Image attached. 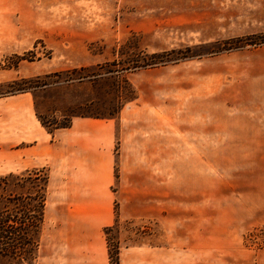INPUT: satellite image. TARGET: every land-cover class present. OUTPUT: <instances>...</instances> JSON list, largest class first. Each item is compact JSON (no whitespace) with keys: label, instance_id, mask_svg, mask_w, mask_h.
Masks as SVG:
<instances>
[{"label":"rangeland","instance_id":"374dc122","mask_svg":"<svg viewBox=\"0 0 264 264\" xmlns=\"http://www.w3.org/2000/svg\"><path fill=\"white\" fill-rule=\"evenodd\" d=\"M261 33L264 0H0V175L48 177L35 264H114L108 236L119 264H264V44L223 43ZM74 117L108 123L101 176L40 122Z\"/></svg>","mask_w":264,"mask_h":264},{"label":"trees","instance_id":"16d2710c","mask_svg":"<svg viewBox=\"0 0 264 264\" xmlns=\"http://www.w3.org/2000/svg\"><path fill=\"white\" fill-rule=\"evenodd\" d=\"M224 49H239L245 44L259 46L264 44V33L257 36H244L227 40ZM191 48H172L160 52L145 54L142 62L135 60L134 67H154L168 63H176L193 57L189 54ZM41 124L49 132L69 127L67 123H57L55 120L52 127L46 125L43 120ZM39 170H27V176L18 178L13 173L0 175V257L9 260L8 264H35L37 252L40 246L41 229L44 222V209L46 202V183L48 177H41ZM27 184H29L27 186ZM22 188L23 192H17L13 187ZM117 218L115 219V223ZM112 226L104 228L106 237ZM110 257H114V264H119L118 246L111 244V238H107ZM112 245V250L111 246Z\"/></svg>","mask_w":264,"mask_h":264},{"label":"crops","instance_id":"0c3cea01","mask_svg":"<svg viewBox=\"0 0 264 264\" xmlns=\"http://www.w3.org/2000/svg\"><path fill=\"white\" fill-rule=\"evenodd\" d=\"M108 123L87 119L83 117H74L71 119V124L69 127L60 128L58 130V135L60 139L56 142V149L58 157L60 154L66 157L67 160H80L87 162V167L85 168H74L72 175H84V176H101L103 172L98 170L89 162L94 161H107L112 158V144L107 143L103 137L106 134ZM42 128V126L40 125ZM36 134L50 135L48 132H42L39 128L34 131ZM45 133V134H44ZM48 140V138H46ZM33 144H28L26 149H32L36 147L34 142L35 138L32 139ZM21 144L26 145V139H20ZM44 143H41L43 145Z\"/></svg>","mask_w":264,"mask_h":264}]
</instances>
